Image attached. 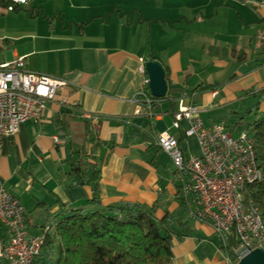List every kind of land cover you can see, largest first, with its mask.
Instances as JSON below:
<instances>
[{"label": "crops", "instance_id": "crops-1", "mask_svg": "<svg viewBox=\"0 0 264 264\" xmlns=\"http://www.w3.org/2000/svg\"><path fill=\"white\" fill-rule=\"evenodd\" d=\"M40 4L50 17L47 28L5 61L24 56L26 68L64 78L67 85L48 102L43 118L26 120L0 141V185L24 205L30 232H42L72 209L93 207L92 186L72 184L68 173V160L84 149L91 162L100 163L103 205L157 202L158 216L169 211L189 220L192 233L174 239L173 264H225L220 238L188 212L195 206L183 195L190 175L176 170L156 137L169 131L186 156L201 153L197 137L185 133L187 120L172 126L181 101L199 106L206 125L223 122L230 131L238 121L245 123L244 112L250 118L258 102L252 113L264 114V96L258 95L264 91L263 49L248 52L254 39L264 40V5L241 0ZM233 50L245 52L243 61ZM147 58L165 68L168 90L151 111L138 114L137 92L148 78L140 67ZM7 237L0 220V239ZM56 257V246L47 244L34 264H55Z\"/></svg>", "mask_w": 264, "mask_h": 264}, {"label": "built area", "instance_id": "built-area-1", "mask_svg": "<svg viewBox=\"0 0 264 264\" xmlns=\"http://www.w3.org/2000/svg\"><path fill=\"white\" fill-rule=\"evenodd\" d=\"M31 1L0 0L8 10L27 6ZM241 1L253 7L264 5V0ZM140 70L146 73L143 59ZM149 82L146 78L137 92L138 114L151 111L157 101ZM66 85L64 78L26 68L24 56L0 61V141L6 135L16 134L26 120L43 118L48 102ZM184 119L189 123L186 135L196 136L200 143L199 155L186 156L179 139L169 131L160 132L156 142L180 174L190 175L185 196L195 202L192 214L210 225L220 238L225 264H238L253 249H264V219L255 202L244 195L249 183L263 177L254 139L246 129L232 133L223 122L206 125L199 106L181 101L174 113L173 128H180ZM0 220L8 231V237L0 239V260L6 264H34L51 227L32 234L24 205L3 185Z\"/></svg>", "mask_w": 264, "mask_h": 264}, {"label": "trees", "instance_id": "trees-1", "mask_svg": "<svg viewBox=\"0 0 264 264\" xmlns=\"http://www.w3.org/2000/svg\"><path fill=\"white\" fill-rule=\"evenodd\" d=\"M233 53L243 61L244 51L233 50ZM262 53L264 55V47ZM259 61L260 65L264 64V58ZM258 95L263 97L264 91ZM258 109L259 102L248 114ZM241 124L238 121L234 129ZM246 130L254 139L263 177L249 183L244 195L255 202L264 219V114L248 121ZM68 173L72 184L92 186L93 207L72 209L50 226L44 247L56 246L55 264H173L174 239L182 240L192 233L189 220L169 211L158 216L157 202L151 206L130 201L103 205L100 163L96 159L91 162L84 149L76 150L68 160Z\"/></svg>", "mask_w": 264, "mask_h": 264}, {"label": "rangeland", "instance_id": "rangeland-1", "mask_svg": "<svg viewBox=\"0 0 264 264\" xmlns=\"http://www.w3.org/2000/svg\"><path fill=\"white\" fill-rule=\"evenodd\" d=\"M40 2H43V0H33V4L31 3L30 6H22L15 10H8L7 6L4 3L0 2L1 62H4L6 59H8L9 55L15 50H20L21 52L24 51L28 46L31 45V35L41 33L47 28L50 17L43 14L44 12H42L41 10L42 3L40 4ZM254 42V44H250L248 46V52L250 54H252L253 51H262L264 47V40H262L261 38L254 39ZM245 113L246 112H244L245 123L239 125V127L235 129H231L232 133L236 134L240 130L247 129L248 121L255 118V114L250 113V118H247ZM234 120L227 119L226 122L232 123ZM183 195H186L185 191H183ZM194 209L195 207L193 205L191 207V210H188V212H190L191 216L194 217V219H197L192 215V210Z\"/></svg>", "mask_w": 264, "mask_h": 264}, {"label": "water", "instance_id": "water-1", "mask_svg": "<svg viewBox=\"0 0 264 264\" xmlns=\"http://www.w3.org/2000/svg\"><path fill=\"white\" fill-rule=\"evenodd\" d=\"M145 67L153 96L157 98L164 97L168 90L165 68L159 61L150 58L146 59ZM238 264H264V249H253Z\"/></svg>", "mask_w": 264, "mask_h": 264}]
</instances>
